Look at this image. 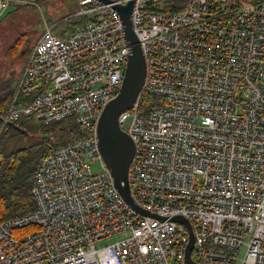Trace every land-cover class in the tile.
Segmentation results:
<instances>
[{
  "label": "built area",
  "instance_id": "2783aa9c",
  "mask_svg": "<svg viewBox=\"0 0 264 264\" xmlns=\"http://www.w3.org/2000/svg\"><path fill=\"white\" fill-rule=\"evenodd\" d=\"M73 1L89 22L66 36L46 27L1 124L72 119L81 137L39 158L35 209L0 222V264H188L189 230L175 216L192 224L196 262L264 264V2L165 10L163 0H135L147 70L119 122L135 144L132 196L160 219L125 201L98 144L130 54L114 8L128 0ZM16 2L0 0V16ZM115 234L123 238L97 246Z\"/></svg>",
  "mask_w": 264,
  "mask_h": 264
},
{
  "label": "rangeland",
  "instance_id": "374dc122",
  "mask_svg": "<svg viewBox=\"0 0 264 264\" xmlns=\"http://www.w3.org/2000/svg\"><path fill=\"white\" fill-rule=\"evenodd\" d=\"M72 1L19 0L0 16V84L12 78L10 62L20 57L24 58V55L27 57V51L36 43L46 27H53L52 24L58 21L55 19L67 13L65 4L67 9L73 8ZM20 35L22 36L20 50L13 55L9 48ZM0 135L1 149L5 155L22 150L28 152L32 161L38 159L49 146L64 143L67 139L66 132L53 133L51 127H44L39 122L27 118L7 124L5 127L1 124ZM92 167L94 171L100 169L98 163H93ZM28 232L29 230L24 228L14 231V234L18 237ZM121 238L122 234H115L99 240L97 246L110 244Z\"/></svg>",
  "mask_w": 264,
  "mask_h": 264
},
{
  "label": "water",
  "instance_id": "95a60500",
  "mask_svg": "<svg viewBox=\"0 0 264 264\" xmlns=\"http://www.w3.org/2000/svg\"><path fill=\"white\" fill-rule=\"evenodd\" d=\"M101 1L111 3L114 0ZM134 4L135 0H128L126 3L114 5L123 20L124 38L130 47V54L120 92L115 99L105 105L99 119L97 127L98 144L100 152L112 174L114 184L125 201L142 215L163 219L156 213L140 207L132 196L129 183V168L135 154V144L130 135L122 129L119 122V115L123 111L130 109L136 102L144 85L147 70L144 53L132 23ZM8 124H13V122ZM173 219L186 225L189 230L190 242L186 252L187 263L200 264L192 258L195 237L191 222L183 216H175Z\"/></svg>",
  "mask_w": 264,
  "mask_h": 264
},
{
  "label": "trees",
  "instance_id": "16d2710c",
  "mask_svg": "<svg viewBox=\"0 0 264 264\" xmlns=\"http://www.w3.org/2000/svg\"><path fill=\"white\" fill-rule=\"evenodd\" d=\"M248 1L251 4L264 2V0ZM185 2L186 0H163L160 6L165 10H179L182 9ZM88 22L89 19L86 16H77L75 15V11H73L60 18L56 23L52 24V26L55 32L61 36H66L67 33L75 31ZM15 87L8 84L0 86V126L2 118L11 104ZM149 103H151V99L148 97L145 98L144 104L146 105ZM39 123L44 127H51L53 133L64 131L67 137L64 143L49 146L42 155L59 145L81 137L72 119L60 121L51 125L42 122ZM39 158L32 161L28 156V152L22 150L11 153L10 155H5L2 152L0 142V222L35 209L33 186Z\"/></svg>",
  "mask_w": 264,
  "mask_h": 264
},
{
  "label": "crops",
  "instance_id": "0c3cea01",
  "mask_svg": "<svg viewBox=\"0 0 264 264\" xmlns=\"http://www.w3.org/2000/svg\"><path fill=\"white\" fill-rule=\"evenodd\" d=\"M72 4H73V8H70V9H67L68 7H67V5L65 4V9L67 10V13L66 14H63V15H61V16H59L58 18H56L55 20L57 21V20H59L60 18H62V17H64L65 15H67V14H69L70 12H73V11H76L77 10V8H78V5H77V3L76 2H74V1H72ZM49 20H53V19H49ZM22 35V34H21ZM19 36L13 43H12V45L10 46V51H11V54H17L18 52H19V50H20V47H21V37L22 36ZM33 46V45H32ZM32 46L30 47V49L27 51V57H28V55H29V51L31 50V48H32ZM24 53V52H23ZM22 53V54H23ZM25 57L24 58H19V59H17V60H14V61H11L10 63V68H12V74H11V76H12V78L11 79H9V80H5V81H3L1 84H0V86H4V85H6V84H8V85H11V86H13V87H15L16 86V84H17V81H18V78H19V75H20V73H21V71H22V67L24 66V64H25V62H26V59H27V57H26V55H24Z\"/></svg>",
  "mask_w": 264,
  "mask_h": 264
},
{
  "label": "bare ground",
  "instance_id": "6f19581e",
  "mask_svg": "<svg viewBox=\"0 0 264 264\" xmlns=\"http://www.w3.org/2000/svg\"><path fill=\"white\" fill-rule=\"evenodd\" d=\"M161 5V4H160ZM34 121V120H33Z\"/></svg>",
  "mask_w": 264,
  "mask_h": 264
}]
</instances>
